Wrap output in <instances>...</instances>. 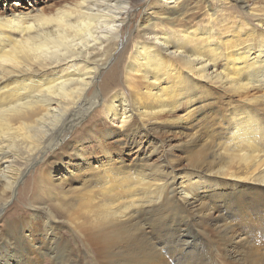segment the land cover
<instances>
[{
  "label": "bare ground",
  "instance_id": "bare-ground-1",
  "mask_svg": "<svg viewBox=\"0 0 264 264\" xmlns=\"http://www.w3.org/2000/svg\"><path fill=\"white\" fill-rule=\"evenodd\" d=\"M187 4L0 11V264H264V0ZM16 195L43 248L5 219Z\"/></svg>",
  "mask_w": 264,
  "mask_h": 264
},
{
  "label": "rangeland",
  "instance_id": "rangeland-1",
  "mask_svg": "<svg viewBox=\"0 0 264 264\" xmlns=\"http://www.w3.org/2000/svg\"><path fill=\"white\" fill-rule=\"evenodd\" d=\"M69 2V1H73V0H0V11H4V10H11V9H14V8H18V9H22V10H26L27 8H32L34 10H39L41 8H45L49 5H53V4H58L60 5L62 2ZM188 1V4H187V10L190 11L191 13H193V17H191V19H194L197 17L198 20H201L203 21L204 19H202V17L204 15H208L209 14V11L208 9H206V11L204 12L203 9H201L202 7L198 4V1L199 0H187ZM204 12V13H203ZM145 14V10L143 8H139L138 9H135V17H134V22L132 25L128 26V28L126 29L127 31H130V30H133L135 29V21H142V18ZM121 41V40H120ZM123 44V43H121ZM113 58L110 59V62L112 61ZM109 62V61H108ZM109 64V63H108ZM92 115H89L88 118L91 116H94L95 115V111H92ZM98 121H104L103 120V117H97ZM87 122V121H86ZM169 137H174L172 139V143H177L178 141V135H174L172 132H169V131H165L164 129H162L160 132H151L149 134V138L152 139V140H160V139H165V138H169ZM168 143H162L160 142V151L157 150L156 152L152 153L151 154V147H155V144L151 143V145L148 146V144H146V146L144 147L142 153H146V154H151L150 158H151V161L154 162V161H158L159 159H162V160H169L170 157H173L175 160L177 161H174V165L176 166L177 170H179V166H184V164L186 163L187 164V161H186V157L185 155L183 156V154L179 151V149H176L175 147H169L170 145H168ZM94 146H97V144H95ZM92 148V147H91ZM97 150L95 153L99 154L100 153V150L98 147H96ZM175 148V149H174ZM57 149V150H56ZM117 149V148H116ZM120 148H118L117 150H119ZM57 152L56 156L59 154V147L58 146H53L52 148H50L48 150V153H54L55 151ZM148 152V153H147ZM54 154V155H55ZM72 154L71 153L70 155H62L65 162H69V161H72L71 158H72ZM134 154V153H133ZM133 154H129V151H127L126 153L124 154H121V158H124L127 160V162H130L132 160V158L134 157ZM50 158H53V157H50ZM183 158V159H182ZM130 159V160H129ZM51 160V159H50ZM180 160V161H179ZM179 161V162H178ZM96 163V161H93ZM177 163V164H176ZM35 166H38V164H36ZM72 166V165H71ZM74 167V166H73ZM75 168V167H74ZM33 173L29 172L28 173V177L27 179H31L33 178L32 176ZM77 176V175H76ZM75 176V177H76ZM75 177L73 179H75ZM27 179H25L27 181ZM256 189L254 190H251V191H246V194H248L249 196L248 197H251L252 195H250V193H253L252 191H255ZM17 196V197H16ZM14 196L8 203V206L6 208V210L4 211L5 213V219H12V218H16V217H22L24 218V220L26 221V224H29L31 226H35L37 228V232L35 231V233L33 234V237L35 238V243L40 246L41 248H43V233H41L42 231H40V225L42 224V217L41 216H37L35 218H33V213H32V209L29 210V205L28 203H26V201H23V199H19V195H16ZM19 199V200H18ZM240 211V209H237ZM7 212V213H6ZM6 225V220H1L0 221V230H4V228H2L1 226H5ZM34 227V228H35ZM27 233H30V232H27ZM38 234V235H37ZM36 245V246H37ZM37 251V250H36ZM35 255H37V253H35ZM39 257H35L32 259V263L31 264H51L49 263L51 261V258L49 255H39ZM13 264H17V262L15 261V263Z\"/></svg>",
  "mask_w": 264,
  "mask_h": 264
}]
</instances>
